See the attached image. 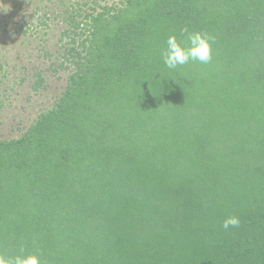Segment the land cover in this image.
Wrapping results in <instances>:
<instances>
[{"label":"trees","instance_id":"obj_1","mask_svg":"<svg viewBox=\"0 0 264 264\" xmlns=\"http://www.w3.org/2000/svg\"><path fill=\"white\" fill-rule=\"evenodd\" d=\"M90 17L55 107L0 140V251L264 264V0H127ZM185 27L212 37V58L168 69Z\"/></svg>","mask_w":264,"mask_h":264},{"label":"rangeland","instance_id":"obj_2","mask_svg":"<svg viewBox=\"0 0 264 264\" xmlns=\"http://www.w3.org/2000/svg\"><path fill=\"white\" fill-rule=\"evenodd\" d=\"M126 1L0 0V140L19 138L55 107L74 70L75 58L63 59L90 15Z\"/></svg>","mask_w":264,"mask_h":264},{"label":"clouds","instance_id":"obj_3","mask_svg":"<svg viewBox=\"0 0 264 264\" xmlns=\"http://www.w3.org/2000/svg\"><path fill=\"white\" fill-rule=\"evenodd\" d=\"M180 31L183 39H177L176 34H170L167 38L166 48L162 53L165 66L168 69H176L190 60L208 63L212 58V37L206 32L191 31L187 27ZM239 224V217L230 215L224 219L222 227L227 230ZM20 252H24L23 247ZM0 264H41V260L35 253L6 256L3 251H0Z\"/></svg>","mask_w":264,"mask_h":264}]
</instances>
